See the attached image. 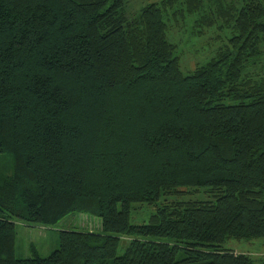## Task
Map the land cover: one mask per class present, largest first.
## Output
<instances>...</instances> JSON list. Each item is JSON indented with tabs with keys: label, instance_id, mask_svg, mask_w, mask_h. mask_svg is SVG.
I'll use <instances>...</instances> for the list:
<instances>
[{
	"label": "trees",
	"instance_id": "trees-1",
	"mask_svg": "<svg viewBox=\"0 0 264 264\" xmlns=\"http://www.w3.org/2000/svg\"><path fill=\"white\" fill-rule=\"evenodd\" d=\"M186 18L232 32L187 72ZM263 56L264 0H0V264H264L225 246L264 241ZM70 213L16 257V219Z\"/></svg>",
	"mask_w": 264,
	"mask_h": 264
},
{
	"label": "rangeland",
	"instance_id": "rangeland-1",
	"mask_svg": "<svg viewBox=\"0 0 264 264\" xmlns=\"http://www.w3.org/2000/svg\"><path fill=\"white\" fill-rule=\"evenodd\" d=\"M152 1L155 0H126V11L129 16H132L143 5ZM170 23L174 26L172 32L176 33V37L172 38L173 41L176 38H180V41L177 43V49L181 54V65L185 72L189 71L188 68L191 69L194 65L203 64L211 59L221 47L228 44V38L232 35L230 28L223 27L221 24L220 27H216L210 32L205 31L200 36H198L199 34H193L192 26L194 23L192 18H186L185 21L183 19L178 22L172 21ZM247 71H251L253 74L264 75V56L256 65H249ZM152 211L153 209L147 206L141 210H137L136 214L131 218V222L141 223L147 221ZM84 219L86 221V218L79 213H70L53 225L28 224L20 219H16V257H30L32 255L31 245H34L36 252L40 256L45 257L49 255L58 247L59 229L68 227V223H73L72 220L76 224L83 225ZM97 220L94 219V221ZM78 227L80 228V226ZM225 246L233 248L236 252H247L254 257H260L264 254L263 239H229L225 242ZM124 247L125 241L121 240L118 254L122 253Z\"/></svg>",
	"mask_w": 264,
	"mask_h": 264
}]
</instances>
